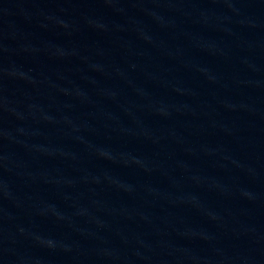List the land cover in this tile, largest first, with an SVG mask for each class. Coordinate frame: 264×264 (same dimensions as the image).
I'll return each instance as SVG.
<instances>
[{
    "label": "water",
    "instance_id": "95a60500",
    "mask_svg": "<svg viewBox=\"0 0 264 264\" xmlns=\"http://www.w3.org/2000/svg\"><path fill=\"white\" fill-rule=\"evenodd\" d=\"M0 264H264V0H0Z\"/></svg>",
    "mask_w": 264,
    "mask_h": 264
}]
</instances>
